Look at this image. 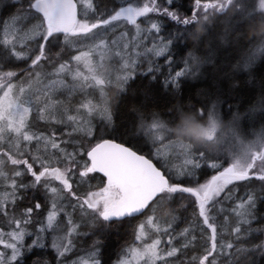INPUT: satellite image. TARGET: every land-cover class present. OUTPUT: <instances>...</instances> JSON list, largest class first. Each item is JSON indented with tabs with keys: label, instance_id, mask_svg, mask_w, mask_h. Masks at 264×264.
Segmentation results:
<instances>
[{
	"label": "trees",
	"instance_id": "obj_1",
	"mask_svg": "<svg viewBox=\"0 0 264 264\" xmlns=\"http://www.w3.org/2000/svg\"><path fill=\"white\" fill-rule=\"evenodd\" d=\"M35 1L0 0V78L3 82L17 84L25 81L42 60L47 62L48 69L53 72L58 65L70 64L76 54L69 43L77 35L55 31L45 37L46 25L33 8ZM91 1L92 8L86 17L91 25L111 21L120 7L144 6L145 11L142 13H147L144 17L160 24V34L166 40L163 42H168L169 47L167 54L151 66L148 67L144 62L138 63L134 75L127 80L123 90L116 94L111 107V120L95 119L92 136L87 139L88 148L100 141L112 140L150 157L151 150L147 147L151 146L148 145L149 136L142 131L144 127L159 123L158 120L177 126L183 123L184 118H197L198 113L205 118L210 110H216L219 117L227 121L239 118L237 126L244 134L245 142L248 141V150L250 146L256 145L259 147L257 150L260 149L264 144V0ZM144 17L140 16L135 23L143 26L141 22ZM22 19L26 21L24 27L27 30L29 27H32L30 30H37L36 37L31 40L24 38L22 44L4 40L10 26H14L16 20L21 23ZM80 19L81 15H78ZM130 26L127 25L126 29L129 34L133 32ZM195 60H205L209 64L204 69V76L190 78L186 72L190 62ZM30 128L35 132L54 133L56 139L62 140L68 147L72 146V138L67 137L69 127L66 125L63 128L58 125L52 127L50 123L39 121ZM210 143L198 145L204 150L206 161L207 158H211V162L216 157L220 158L216 162L219 165L221 161L219 166L233 161L234 146L223 144L216 149V144ZM4 153L8 154L6 148L0 147V156ZM258 159L260 162L264 160V145ZM20 165H29L28 159L17 160L16 167L5 163L6 179L0 178V193L10 191L13 200L11 205H6L4 212L0 210V240L7 242V237L15 232L23 233V236L19 235L23 241L24 236L35 240L32 247L25 243L19 249V256L13 264H68L94 246L98 248L96 257L99 258V264H115L121 259V251L134 245L137 227L148 216L151 206L140 217L95 220L84 237L74 239V248L78 250L60 255L51 244L49 232L39 228L50 213L48 189L43 183H32V177L42 179L45 173L55 167L39 175L36 167L28 166L26 172L17 174L15 171ZM203 166L207 169L210 164L206 166L203 163ZM256 169H259V165ZM208 170L202 168L195 175L197 178L207 176L211 168ZM92 175L97 182L104 181L100 175ZM166 175L172 184L190 185L185 180L174 181L170 172H166ZM206 176L204 178L207 180ZM249 179L260 181L263 185L260 193L258 191L252 215L247 213L244 219L233 221L239 222L242 236H233L228 249L208 244L200 234L193 236L184 233L190 226L201 223L195 215L198 201L192 195L182 193L180 199H175L174 195L165 199V193L160 196L164 198L166 206L162 210L164 213L157 219H174V231L181 235H178L179 240L187 241L183 249L188 255L179 256L177 264H200V260L205 257V264H264V180ZM245 190L240 189L236 198L248 193ZM211 204L212 198L205 205L211 207ZM228 206L231 208L232 204ZM26 211L29 221H25ZM171 245H161L162 252L172 254Z\"/></svg>",
	"mask_w": 264,
	"mask_h": 264
},
{
	"label": "rangeland",
	"instance_id": "obj_2",
	"mask_svg": "<svg viewBox=\"0 0 264 264\" xmlns=\"http://www.w3.org/2000/svg\"><path fill=\"white\" fill-rule=\"evenodd\" d=\"M75 1L81 19L69 33L77 35L73 36L69 43L76 51L70 64L58 65L52 72L48 69L47 62L42 60L37 64L33 74L21 83L3 82L0 78V147L6 148L8 152L0 156V178L6 179L5 163L16 167V161L24 158L28 159L29 165L17 166L15 171L17 174L26 172L28 166L36 167L39 175L46 169L55 167L50 170L51 172L45 173L42 179L32 177V183H43L48 189L50 213L43 226L39 228L49 232L51 244L58 249L60 255L76 252L78 248H74V239L84 237L95 220L104 219L105 212L114 210L113 207L102 205L98 207L85 205L88 203L94 206V201L101 193L98 189L103 185L94 179L92 175L94 172L86 157L88 150L93 147L88 148L87 139L92 136L95 119L106 122L111 120V107L116 94L123 90L127 80L134 75V68L140 62L151 66L157 59L167 54L169 47L168 42H163L166 40L162 39L160 34V24L149 17H144L147 14L142 13L145 11L144 6L136 8L137 6L125 4L126 6L118 9L115 19L102 25H91L86 21V17L92 8V1ZM125 7L133 8L138 18L144 17L142 19L144 21L141 22L143 26L135 23L136 20L129 23L119 18L120 9ZM25 20L21 23L20 20H16L14 26L7 30V37L5 36L4 40L22 44L24 38L34 39L37 30H30L32 27L27 30L24 27ZM127 25H132L129 27L133 31L131 34L126 31ZM54 32L55 30L46 26L45 37ZM208 64L205 60L192 61L186 74L190 78L204 76V69ZM197 116L194 119L184 118L183 123L177 126L158 120L159 123L150 124L142 130L149 136L148 145L152 148L147 147L151 150L149 156L157 160L167 173L170 172L174 181L181 182L190 177L197 180L195 174L202 168L209 171L210 167L211 171L207 176L204 175L207 180L204 176L200 177L202 181L200 184L205 187L196 188L204 195L213 170L215 172L218 169L224 170L229 165L235 173L250 172L259 177L264 175V160L260 162L262 156L258 159L264 144L259 150L258 145L250 146L251 149L248 150V141L245 142L244 134L237 126L239 118L223 120L216 110H210L205 118L200 113ZM39 121L50 123L52 127L68 126L67 137L72 138V146L68 147L62 140L56 139L54 133L33 131L30 126L33 123L38 124ZM175 122L177 121L174 120V124ZM208 141L210 144H216V149L223 144L234 146L233 161L223 166H219L221 161L219 165L216 163L220 159L217 157L212 160L213 162L210 161L211 158H207L206 161L205 152L198 145ZM203 163L210 166L206 169ZM220 184L226 187L213 188L210 197L213 199L211 207L197 203L195 215L199 217L201 223L190 226L184 233L193 236L200 234L206 238L208 244L228 249L233 236L235 238L242 236L239 222L233 221L237 218L242 220L247 213H252L263 183L246 179L232 180L228 183L221 180ZM65 185L70 190H67ZM244 188L248 191L243 196L245 198L237 199L236 194ZM163 196L165 199L171 198V195ZM163 199L160 197L151 206L148 216L137 227L134 245L130 248L125 247L121 251V259L115 264H177L179 256L188 255L183 249L187 244L186 239L184 242L180 241L178 237L181 235L174 231V219H157L164 213L162 210L166 205ZM12 203L10 191L0 193L1 211L4 212L6 205ZM228 204H232V207L227 208ZM29 220L26 211L25 221ZM15 233L7 237V242L3 243L0 240V245L3 246L0 249V264H13L19 256V249L25 243H28V247L34 245L35 238L32 240L24 236L23 241L24 239L20 237L23 233ZM42 239L41 235V242ZM165 243L169 246L172 244V254L162 252L161 245ZM97 253L98 248L94 246L68 264H99ZM205 258L200 260V264H205Z\"/></svg>",
	"mask_w": 264,
	"mask_h": 264
},
{
	"label": "water",
	"instance_id": "obj_3",
	"mask_svg": "<svg viewBox=\"0 0 264 264\" xmlns=\"http://www.w3.org/2000/svg\"><path fill=\"white\" fill-rule=\"evenodd\" d=\"M33 7L47 27L61 34H69L78 20L75 0H37ZM118 16L129 23L138 18L131 7L120 9ZM86 157L95 173L103 176L106 183H115L124 192L120 206L115 211L104 213L103 218L106 220L140 216L150 202L167 187V178L152 161L115 141H100L88 150ZM222 177L229 181L264 178L247 173H220L211 180L203 196L191 193L198 203L203 205L209 202L215 184Z\"/></svg>",
	"mask_w": 264,
	"mask_h": 264
},
{
	"label": "flooded vegetation",
	"instance_id": "obj_4",
	"mask_svg": "<svg viewBox=\"0 0 264 264\" xmlns=\"http://www.w3.org/2000/svg\"><path fill=\"white\" fill-rule=\"evenodd\" d=\"M148 159H150L158 168H160L162 171H163V168L160 167L159 163L157 162V160H154L152 159L151 157H147ZM231 167V166H230ZM229 165L227 168H225L224 170H220L218 169L216 173H214L211 177H210V181L209 183L211 182V180L219 175L220 173H228V172H232V173H235L232 169H230ZM227 170V171H226ZM165 176L168 177V175H166V172L163 171ZM249 175H252L250 174L249 172ZM256 176V175H254ZM264 176V175H263ZM169 179V178H168ZM256 179V178H254ZM185 181H188L190 183V185H182V184H178V183H174V184H171L169 183L168 184V188L163 190L161 194H159L158 196L155 197V200L152 202H150L149 206L146 208L148 209L150 206L154 205L157 201V199L165 193V195H174L173 197L175 199H180L182 197V193H184L185 195H192L191 193L193 194H198L200 196H202V192H198V190L196 188L199 189V187H205V186H202L200 183H202V181L200 180V178H198L197 180L193 177H190V178H186V179H183ZM221 180H225L228 182H231L229 180H227V178L225 177H222L220 178L217 183L215 184L214 188L215 187H226V186H221L222 184L219 185L220 181ZM209 183L206 185L207 187L209 186ZM102 186L99 187H96V188H99L98 190L101 191L100 195L96 198V200L94 201V206H91L89 205L88 203H86L85 205L89 206V207H98L99 205H102L103 207H113L115 211L117 207L120 206V204L122 203V200H123V197H124V192L123 190L117 186L115 183H106V181L104 180V182H102ZM68 188V187H66ZM70 190V188L68 189ZM214 190V189H213ZM192 197L195 198L194 195H192ZM196 199V198H195ZM196 201V200H195ZM145 209V211H146ZM144 211V213H145ZM143 213V214H144ZM143 214H141L140 216H142ZM140 216H137V217H140Z\"/></svg>",
	"mask_w": 264,
	"mask_h": 264
}]
</instances>
